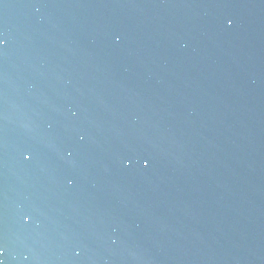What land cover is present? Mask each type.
<instances>
[{
    "label": "water",
    "instance_id": "95a60500",
    "mask_svg": "<svg viewBox=\"0 0 264 264\" xmlns=\"http://www.w3.org/2000/svg\"><path fill=\"white\" fill-rule=\"evenodd\" d=\"M0 264H264V0H0Z\"/></svg>",
    "mask_w": 264,
    "mask_h": 264
},
{
    "label": "snow or ice",
    "instance_id": "6c2138e0",
    "mask_svg": "<svg viewBox=\"0 0 264 264\" xmlns=\"http://www.w3.org/2000/svg\"><path fill=\"white\" fill-rule=\"evenodd\" d=\"M0 43H2V41H0Z\"/></svg>",
    "mask_w": 264,
    "mask_h": 264
}]
</instances>
